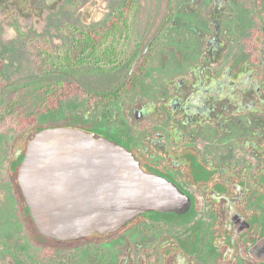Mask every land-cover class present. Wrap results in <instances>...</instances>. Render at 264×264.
Segmentation results:
<instances>
[{"label":"rangeland","instance_id":"374dc122","mask_svg":"<svg viewBox=\"0 0 264 264\" xmlns=\"http://www.w3.org/2000/svg\"><path fill=\"white\" fill-rule=\"evenodd\" d=\"M122 1L0 0V61L4 72L0 102L15 98V112L29 114L38 109L44 86L73 82L80 87L61 103L58 111L41 118L43 113L37 111L39 118L34 127L18 130L0 125V264L180 261L177 253L169 260L162 248L186 234L183 227L175 220L150 215L103 241L46 246L47 240L42 237L34 242L23 220L9 166L15 154L19 156L26 150L28 138L38 127L71 124L105 131L129 130L134 147L141 149L148 161L170 172L194 194L199 211L192 223L204 224L196 236L204 239L208 228L221 234L216 244L225 256L223 238L227 227L215 224L219 216L205 200L207 185L203 183L201 187L198 180L193 183L185 171L175 169L178 157L173 148L184 151L194 143L202 160L216 166L223 164L226 170L212 177L217 186L230 184L236 178L244 180L251 196L257 185L264 188V169L257 173L264 143L255 133L261 120L264 124V99L258 71L250 63L245 44L250 29L257 24L258 13L264 14V0H137L130 32L120 40V57L115 64L89 60L58 69L59 56L72 48L74 40L107 18ZM152 41L156 47L151 62L134 93L122 96L106 109L100 101L91 99L94 92L111 91L124 81ZM207 90H211L208 99L198 96ZM197 96L202 107L208 106L205 117L185 111L184 103ZM144 110L146 116L142 117L138 113ZM230 154L241 160L235 161ZM243 170L247 177L236 175ZM215 191L211 193L213 199L220 196ZM237 195L239 192L234 199ZM222 204L224 213L226 199ZM247 209L255 207L248 204ZM229 221L225 219L232 229ZM141 255L145 257L142 262ZM190 259L191 264H218L216 258L209 259V263L197 262L193 256ZM225 264L245 263L239 259Z\"/></svg>","mask_w":264,"mask_h":264},{"label":"water","instance_id":"95a60500","mask_svg":"<svg viewBox=\"0 0 264 264\" xmlns=\"http://www.w3.org/2000/svg\"><path fill=\"white\" fill-rule=\"evenodd\" d=\"M17 181L39 233L58 241L106 237L143 214L183 215L193 204L128 147L74 125L34 132Z\"/></svg>","mask_w":264,"mask_h":264},{"label":"flooded vegetation","instance_id":"af4514ba","mask_svg":"<svg viewBox=\"0 0 264 264\" xmlns=\"http://www.w3.org/2000/svg\"><path fill=\"white\" fill-rule=\"evenodd\" d=\"M262 17H264V14L259 12L256 17L257 25L261 24ZM259 87H260V83H259ZM134 92H129L127 94ZM260 92L264 99V92L262 91L261 87H260ZM210 93L211 90L209 91L207 90L206 94L201 93L198 94V96L207 97L208 99ZM127 94L123 96H126ZM198 96L184 103L185 111H187L191 115L196 113L205 117L208 114V108H207L208 106L206 104L205 107H202L201 104L199 103ZM117 101L113 102L112 104L116 103ZM260 107L262 108L263 106L261 105ZM198 108H200L199 112H197ZM138 114L139 115L142 114V117L146 116L145 110L139 112ZM262 121L263 120H261L260 127H258V129L255 130V133L259 135L260 139H262L264 143V137H261L264 135V124L262 125ZM80 127L102 133L105 136L109 137L110 139H113L123 144L124 146L128 147L138 157V159L141 160L149 169L173 180L176 184H178V186L184 192L191 195L193 199L192 205H196L195 212L196 214L198 213L199 211L197 205L198 202L194 194L186 190L181 182H179L174 177H172L170 172L161 169L160 167H157L153 165L150 161H148L146 159V156L143 154V152H141V149H136L134 147L132 143L133 135L129 132V130L116 129L113 131H105L98 129L97 127H84V126H80ZM179 139H177V144H181V141ZM240 143L242 146L244 145V141ZM161 146L164 145L161 144ZM188 146L189 147L184 148V151L183 148L181 147L173 148L176 154L174 156L178 157V160L177 158L175 159V165H176L175 169H179L181 172L185 171V173L189 176L188 178L191 179L193 183H197L195 180H198L199 183L197 184L201 186L203 183H205L207 185L208 191L209 189H211V191L209 192L205 191L204 196L208 205L214 207L216 214L219 216V219L217 220V222H215V224L218 225V227H221L222 225L227 227L228 232L225 233V236L223 238V246L227 250L226 252L227 256H225L221 252L219 245L216 244V239L217 237L222 236L221 234L212 233L209 231L208 228V231L206 232V236L204 239L201 236L200 238L199 237L197 238L196 233L198 232V229H200V231L203 230L204 224L202 222L192 223L194 218L196 217V214L194 216H191L189 220L186 219L182 220V218H178L175 220L180 226L183 227V231H185L186 234H184L183 236L180 235L176 243L168 242L167 245L162 248V253L167 258L169 257V260L171 259L172 254L177 253L180 259V261H178L179 264H191L192 262V260L190 259L191 256H193L194 260H197V262H203V263H209L208 262L209 259L216 258L218 264H225L226 262L230 263L233 262L234 260H239V259L242 260V262H244L245 264H264V210L261 209V207L264 208V188L261 187V184L257 185L256 186L257 189L255 193H253V195L251 196L249 194V189H248L249 186L246 185V183H244L243 179H236V178L232 180L230 184L217 186L216 181L212 180V177L213 175H218L220 172H223L222 170H226L225 167H223V164L216 166L213 163L210 164L208 162H205L200 158L199 151L196 149V147H194L196 146L194 143ZM254 146H255L254 144L250 145L251 148L256 150ZM230 155L232 158L235 157V161L241 160L240 158H238V155L237 156L233 154ZM259 155L261 159L258 160L257 173L262 172L264 169V153L262 154L261 152H259ZM245 172L246 170H243L236 175H239L241 177H247V174H245ZM229 173L232 174L234 172L230 171ZM216 188L220 189L221 192L220 190L217 191ZM245 190H247L249 197L247 196V193H245ZM212 191L213 192L215 191V193L220 194V196L217 195V198L215 197V199H213L211 195ZM237 192H239V195H237V197H235L234 199V195H236ZM223 198L226 199L227 201V207L224 213H223V204H222ZM248 204L254 205L255 209L249 211L247 209ZM151 213L154 212H149V214ZM225 219L230 220L229 224L232 225V229L227 224V222H225ZM138 221L139 220L134 221L133 223ZM128 224L125 227H123L119 231V233L124 229H126L132 223L129 225ZM117 234L118 233L106 237H97V241H103ZM202 244L204 245L205 248L204 250L202 249ZM168 246H173L175 249L169 253L167 252ZM129 252L130 251H128V253ZM135 257L139 258V256H135ZM140 257L141 259H139V261L142 262L145 259V257L144 255H141ZM174 262H176V260Z\"/></svg>","mask_w":264,"mask_h":264},{"label":"trees","instance_id":"16d2710c","mask_svg":"<svg viewBox=\"0 0 264 264\" xmlns=\"http://www.w3.org/2000/svg\"><path fill=\"white\" fill-rule=\"evenodd\" d=\"M137 0H123L120 7L108 15L102 22L94 25L93 28L81 34V36L74 40V44L70 50H67L63 55H60L58 69H66L76 66L80 63L89 60H96L98 62L115 64L120 57V40L128 36L131 29V21L136 6ZM245 44L250 52V63L258 71L257 79L260 87L264 92V17H262L261 24H256L250 29V35ZM156 47V42L152 41L140 60L134 65L129 72L127 78L119 83L113 90L98 94L93 93L91 99H97L104 105V108L110 107L113 102L120 99L121 96L134 92L138 89L142 75L145 73L147 67L151 62V58ZM4 72L2 71V63L0 61V88L3 86ZM247 78V77H246ZM80 89L79 86L73 82H57L55 84H48L42 88L43 94L39 103L38 109L27 114L25 112H15L17 100L4 99L0 102V125L7 124L18 130H23L28 125H34L39 118L37 111L42 112L40 118L44 114H50L60 109L61 103L67 100L73 91ZM43 127L35 128L32 133L38 131ZM31 133V134H32ZM30 134V135H31ZM29 135V136H30ZM25 155V150L19 156L15 154L12 157L9 166V175L13 181L15 194L19 197L20 209L23 214V220L28 227V233L34 242L44 237L47 240L46 246H60L72 245L81 243L87 240H97V237H90L77 241H58L50 239L37 230L33 219L31 217L28 206L25 202V197L17 181L16 172ZM212 202V201H211ZM196 205H192L188 214L178 215L175 213H147L137 217V221L147 215L154 218H163L164 220H189L191 216L196 214ZM130 222L129 224L133 223ZM128 224V225H129ZM190 229V228H189ZM175 248L173 246L167 247V252H172Z\"/></svg>","mask_w":264,"mask_h":264}]
</instances>
